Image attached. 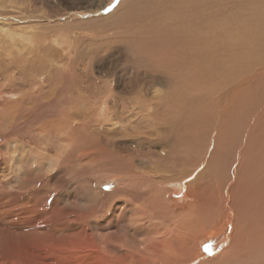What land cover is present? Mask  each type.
Listing matches in <instances>:
<instances>
[{
    "label": "rangeland",
    "instance_id": "374dc122",
    "mask_svg": "<svg viewBox=\"0 0 264 264\" xmlns=\"http://www.w3.org/2000/svg\"><path fill=\"white\" fill-rule=\"evenodd\" d=\"M136 1L0 0V264H168L188 244L178 212L196 226L184 264H223L252 231L263 264L264 191L233 175L259 110L247 161L264 172V0ZM249 206L263 223L242 231Z\"/></svg>",
    "mask_w": 264,
    "mask_h": 264
},
{
    "label": "bare ground",
    "instance_id": "6f19581e",
    "mask_svg": "<svg viewBox=\"0 0 264 264\" xmlns=\"http://www.w3.org/2000/svg\"><path fill=\"white\" fill-rule=\"evenodd\" d=\"M139 0H137L136 2L137 3H139V4H141L140 2H138ZM138 4V5H139ZM137 6V5H136ZM145 6V5H144ZM208 12V11H207ZM74 14V13H73ZM112 16V15H111ZM198 17H199V15H197ZM194 18V17H193ZM206 18V17H205ZM213 18V17H212ZM204 19V18H203ZM200 20V19H199ZM209 20H210V15H209ZM214 20V19H213ZM195 21H198V19L196 18V20ZM208 23L209 24H207V32H206V35H205V39H204V46H205V48L208 50V51H206V52H208V54L210 53L209 52V49L211 48V46L213 45L212 44V42H213V33H212V25H211V21H208ZM193 26V25H192ZM163 28V27H162ZM180 28V27H179ZM202 28H203V26H202ZM193 29V28H192ZM83 31V30H82ZM186 31H189L188 30V28H187V30ZM166 32V31H165ZM191 32V31H190ZM182 33V32H181ZM180 33V36L178 37V36H176L175 37V39L177 38L178 40H176V41H182V43L184 44V42H185V38H184V36L182 35ZM171 34H172V32H171ZM170 35V34H169ZM193 35V34H192ZM190 36V35H189ZM170 38V37H169ZM224 38V37H223ZM197 40H199V39H197ZM117 41V40H116ZM194 41H195V39H194ZM202 41V40H201ZM171 42H172V39H171ZM174 42V41H173ZM172 42V43H173ZM192 43H193V41H191ZM197 42V41H196ZM181 43V45H183ZM200 43V42H199ZM198 43V44H199ZM196 45H198L197 43H195ZM161 45V44H160ZM173 45V44H172ZM174 45H176V44H174ZM193 45H194V43H193ZM186 46V48H187V45H185ZM200 46V48L202 49V47H201V45H199ZM198 46V47H199ZM204 46H203V48H204ZM177 47V46H176ZM213 47V46H212ZM72 48V47H71ZM179 48H180V45H179ZM190 48V50L191 51H187V52H185L186 54H187V56L184 54V56H186L185 58H186V60H187V57H189V58H191L192 60H195L196 59V57L197 56H199L200 54H202V52L203 51H201V49L200 48H198V49H191V47H189ZM205 49V50H206ZM179 51L181 52V53H184L181 49H179ZM186 51V50H185ZM205 53V51L203 52V54ZM216 53V52H215ZM68 55V54H67ZM160 56V55H159ZM202 56V55H201ZM206 56H207V54H206ZM206 56H205V59L207 60V58H206ZM211 56V55H210ZM180 57H181V55L179 56L178 55V58L180 59ZM159 58V57H158ZM158 58H157V60H158ZM163 58V57H162ZM182 58H183V55H182ZM185 58H183V61H184V59ZM188 58V59H189ZM202 58V57H201ZM213 58V57H212ZM204 59V58H203ZM190 60V59H189ZM200 60V59H199ZM202 61V60H201ZM36 62V61H35ZM203 62V61H202ZM206 62V61H205ZM173 63V62H172ZM186 63H188L187 61H186ZM174 64V63H173ZM185 64V63H184ZM188 64H190V63H188ZM182 65V64H181ZM207 65V64H206ZM33 66V65H32ZM60 66V65H59ZM34 67V66H33ZM188 67V66H187ZM190 67V66H189ZM180 68V67H179ZM191 68V67H190ZM196 71V70H195ZM262 74V73H261ZM249 77V76H248ZM257 77V76H256ZM173 80V79H172ZM249 81H251V79H248ZM257 80V79H256ZM199 81V80H198ZM222 81V80H221ZM255 81V80H254ZM186 82V81H185ZM250 83V85L253 87V85H252V82H249ZM186 84V83H185ZM242 85V84H241ZM249 85V86H250ZM193 86V85H192ZM194 88V87H193ZM198 89V88H197ZM259 89V88H258ZM171 91V90H170ZM254 94V93H253ZM258 94V93H257ZM261 94V93H260ZM113 95V94H112ZM260 96V95H259ZM233 97H231V99H232ZM247 98H248V96H247ZM263 98V97H262ZM250 99H251V96H250ZM253 99V98H252ZM235 100V98L233 99V101ZM230 101V100H229ZM264 101V100H263ZM142 102H144V100L142 101ZM251 102V101H250ZM253 103V102H252ZM251 104V103H250ZM106 105V104H105ZM238 106V105H237ZM156 107V106H155ZM155 107H152V108H155ZM262 107H263V104H262ZM262 107H260V108H262ZM157 108V107H156ZM233 108V107H232ZM243 108V107H242ZM249 109H251V108H249ZM249 109H248V111H249ZM254 110L255 109H253V110H250L251 111V113L252 112H254ZM259 112H260V114L259 115H256V117L254 118V116L251 118V120H254L253 121V124H255V125H253V128H251V130H249V128L247 129V136L249 137V138H251L249 141H248V143H246V142H244L243 143V153L246 155V157L245 158H243V159H245L244 160V163L243 164H241V165H239V164H235V173H234V175H233V181H237V182H239V183H243L244 185H245V183L246 184H249V185H251L254 189H256L257 191H264V176H263V173H258V175H257V177H253V175H254V167L252 166V165H249L250 163V159L252 158V156H251V158L250 157H247V155L248 156H250V153L248 154V150L247 149H250L249 148V143L250 142H253L254 140H257V141H259L260 142V140H261V134H259V129L261 128V125H263V121L261 122V114H262V110H259ZM235 113V112H234ZM94 114V113H93ZM237 114V113H236ZM253 114V113H252ZM255 114V113H254ZM240 115V114H239ZM252 116V115H251ZM160 118H162V117H160ZM219 119V118H218ZM115 120V119H114ZM118 120V119H117ZM116 120V121H117ZM112 121V120H111ZM233 122V121H232ZM210 124V123H209ZM114 125V124H113ZM232 125V124H231ZM158 126V125H157ZM209 126V125H208ZM227 126H229V124H227ZM115 130V129H114ZM164 131V130H163ZM206 132V131H205ZM243 132V131H242ZM217 133V132H216ZM196 134V133H195ZM244 134V133H243ZM222 138V137H221ZM236 142V141H235ZM242 143V142H241ZM241 143L240 142H237V144L236 145H238V146H240L241 145ZM90 144V143H89ZM229 145L232 147V144H231V142L229 141ZM235 145V146H236ZM237 147V146H236ZM251 148L253 149V150H255L256 149V153L257 152H259V151H261L260 150V148L258 147V149H257V147H255L254 145H252L251 144ZM242 149L240 150V151H242ZM106 151V150H105ZM104 152V151H103ZM249 152H251L252 153V151H251V149L249 150ZM106 153V152H105ZM210 153V152H209ZM257 155H259V154H256L255 156H257ZM229 156V155H228ZM262 156V155H261ZM238 157V156H237ZM239 157H240V154H239ZM234 160H235V158L234 157H232ZM241 158V157H240ZM237 159V158H236ZM261 159V158H260ZM238 160V159H237ZM236 160V161H237ZM241 160V159H240ZM249 162H248V161ZM253 160V159H252ZM242 161V160H241ZM240 161V162H241ZM258 161H259V158H258ZM88 162V161H87ZM252 162V161H251ZM259 162H257V164H258ZM88 164V163H87ZM256 164V165H257ZM255 165V166H256ZM262 166V165H261ZM259 167V166H258ZM257 167V168H258ZM251 169V174H250V169ZM263 170H264V168H263ZM129 172V171H128ZM257 172H258V169H257ZM130 173V172H129ZM132 176H133V174H131ZM135 178V177H134ZM231 178L232 177H230V175H228V186L231 184L229 181L231 180ZM137 179V178H136ZM226 179V178H225ZM135 180V179H134ZM136 181V180H135ZM134 181V182H135ZM140 182V181H139ZM138 182V183H139ZM195 183V182H194ZM140 186V185H139ZM150 187V186H149ZM178 187V186H177ZM135 190V189H134ZM190 190V189H189ZM227 190H228V192H230V188L228 187L227 188ZM217 191V190H216ZM215 191V195L217 194V195H219L217 192ZM212 192V191H211ZM227 192V193H228ZM250 193H251V195H253L255 198H254V200L251 202V203H258V196H257V193L254 191V190H251L250 191ZM203 194V193H202ZM232 194H233V192H232ZM192 197V196H191ZM232 198H234L231 194H229L228 193V196H226V209H227V213H228V219H229V217H230V215L231 214H236V209H235V206H234V204H233V201H232ZM175 199H181V200H190V196H187L186 194H185V191L184 190H182L181 192H179V194L177 193L175 196H174V200ZM209 199V198H208ZM217 199V198H216ZM173 200V201H174ZM202 200H204V199H202ZM176 201V200H175ZM123 202V201H122ZM127 202V201H126ZM201 202H203V201H201ZM200 202V203H201ZM234 202H235V204H238V205H240V203L234 198ZM210 203V202H209ZM122 204V203H121ZM213 204V203H212ZM124 205V204H123ZM197 205H198V203H197ZM216 205V204H215ZM195 206V205H194ZM200 206V205H199ZM211 206V205H210ZM162 207V206H161ZM188 207V208H187ZM187 207H184L185 209H191V206L189 205V206H187ZM163 208V207H162ZM197 208V207H196ZM200 208V207H199ZM119 209V208H118ZM122 209V208H121ZM156 209V208H155ZM164 209H166V208H164ZM125 210V209H124ZM161 210V209H160ZM256 209L255 208H253V207H251V206H249V207H247L246 208V212H251V211H253V212H255V216H256V218H257V220L256 219H254V218H251V220H250V218L247 220V222H246V224L241 228L242 229V231H246V230H250V229H252V230H254V227L255 226H258V223H263V211H260L259 213L257 212V211H255ZM159 211V210H158ZM162 211V210H161ZM177 211V210H176ZM197 211H199V210H197ZM215 211H216V209H215ZM160 212V211H159ZM171 212V211H170ZM200 212V211H199ZM210 212V211H209ZM242 212H245L244 210H243V208H242ZM155 213H156V211H155ZM167 213V212H166ZM179 213L180 212H178V213H176L175 215H177L176 216V218H171L170 219V222H171V225H173V226H179L182 230H185L186 232H187V234H191V236L190 235H187V234H184V236H186V237H188L187 239L185 238V241L186 242H188V244H186L187 246L184 248V250H182V251H180V250H173V251H166V252H168V253H166V256L168 257L167 258V263L168 264H171L172 262H174V261H176L178 258L180 259V263L181 264H184V262L186 263V260L188 259V258H192L193 257V254H192V252H191V254L189 253V251H188V246H189V244H191V243H195L196 242V238H195V236H196V232H195V230H196V226H194L195 228H192L193 226H189V224L188 225H186V226H183V223L181 222V221H179V219H178V215H179ZM189 213V215L191 214V219H188V222L189 223H191V222H194L195 220L196 221H198L197 223V225L199 226V227H205L207 224L206 223H208V222H206V218L204 217V219H203V215L202 216H200L201 214H193V212H188ZM195 213V212H194ZM152 214H153V212H152ZM247 215V214H246ZM249 215V214H248ZM253 216V215H252ZM180 217H182V219H184V217L183 216H180ZM206 217H209V216H206ZM241 217V216H240ZM147 218H148V216H147ZM193 218H195V219H193ZM237 217H235V218H233V220H235V222H236V219ZM211 219V218H210ZM181 220V219H180ZM204 220H205V222H204ZM232 220V219H231ZM257 221H258V223H257ZM159 222V221H158ZM185 222V221H184ZM203 223H205V225L203 224ZM160 224V223H159ZM210 224V223H209ZM263 225V224H262ZM170 225H166L165 227H156V228H158L159 229V232H160V230H166V229H168V227H169ZM259 226H261V225H259ZM183 227V228H182ZM201 228V229H202ZM205 229L207 230V228L205 227ZM176 230V229H175ZM262 231V230H261ZM161 233V232H160ZM164 234H162L163 236H174V235H176V233H174V232H171V233H165V231L163 232ZM199 234V233H198ZM211 235H212V233H211ZM210 235V236H211ZM240 235V234H239ZM177 236V235H176ZM180 236V235H179ZM200 236V235H199ZM245 237L243 238V239H241V240H237V239H239V238H237L236 240H233V237L231 236L229 239H230V246H229V248H228V251H226V253L225 254H223V255H220V257L219 256H216V257H213L212 258V260L213 259H216L217 261L219 260L220 262L219 263H223V264H255L259 259H258V257L260 256V250H258L259 251V253L257 252V250H256V248H257V245L256 244H258V243H256V241L257 240H255V234L253 233V231L252 232H249V233H245V235H244ZM182 237V236H181ZM179 238V237H178ZM184 237H182V239H183ZM126 239V238H125ZM167 239V238H166ZM169 240V239H168ZM258 242V241H257ZM261 242H262V240H261ZM129 243V242H128ZM153 245H155V246H157V248H159V245H163V244H165L164 246H168V245H166V243H159V244H155V243H152ZM184 244V243H183ZM182 244V245H183ZM193 244H191V246H193ZM198 244V243H197ZM263 245H264V243H263ZM191 246H189V247H191ZM125 247V246H124ZM162 247V246H161ZM160 247V248H161ZM171 247V246H170ZM129 248V247H128ZM127 248V249H128ZM167 248H169V246L167 247ZM126 249V248H125ZM124 249V250H125ZM130 249V248H129ZM146 249H149V247H147ZM172 250V249H171ZM171 252V254H169ZM185 252V253H184ZM160 253V252H159ZM262 253V252H261ZM263 254V253H262ZM140 256H141V258H142V256L143 257H148V258H150L149 257V255L147 254V251L146 250H143V251H141L140 252ZM262 256V255H261ZM160 257H161V254H160ZM221 257H225V260L224 259H222ZM135 259V258H134ZM263 260V259H262ZM215 261V260H214ZM210 262H211V260H210ZM262 262V261H261ZM195 262H193V263H191V264H194ZM202 264H206V263H202ZM258 264V263H257ZM263 264H264V262H263Z\"/></svg>",
    "mask_w": 264,
    "mask_h": 264
}]
</instances>
